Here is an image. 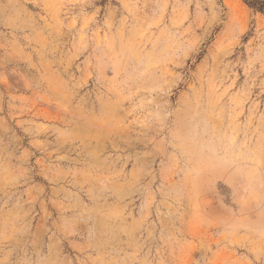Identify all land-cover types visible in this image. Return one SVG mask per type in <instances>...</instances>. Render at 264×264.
Masks as SVG:
<instances>
[{
  "label": "rangeland",
  "instance_id": "1",
  "mask_svg": "<svg viewBox=\"0 0 264 264\" xmlns=\"http://www.w3.org/2000/svg\"><path fill=\"white\" fill-rule=\"evenodd\" d=\"M0 264H264V15L0 0Z\"/></svg>",
  "mask_w": 264,
  "mask_h": 264
},
{
  "label": "trees",
  "instance_id": "2",
  "mask_svg": "<svg viewBox=\"0 0 264 264\" xmlns=\"http://www.w3.org/2000/svg\"><path fill=\"white\" fill-rule=\"evenodd\" d=\"M253 13L264 15V0H241Z\"/></svg>",
  "mask_w": 264,
  "mask_h": 264
}]
</instances>
